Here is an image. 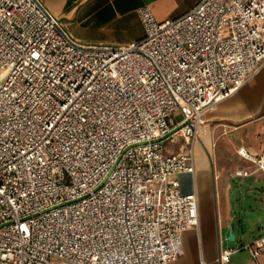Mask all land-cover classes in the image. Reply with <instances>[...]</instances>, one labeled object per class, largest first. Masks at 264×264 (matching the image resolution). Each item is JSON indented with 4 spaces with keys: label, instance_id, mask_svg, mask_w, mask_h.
<instances>
[{
    "label": "built area",
    "instance_id": "1",
    "mask_svg": "<svg viewBox=\"0 0 264 264\" xmlns=\"http://www.w3.org/2000/svg\"><path fill=\"white\" fill-rule=\"evenodd\" d=\"M137 13L140 38L86 44L42 0H0V264H177L199 221L178 174L205 111L264 65V0Z\"/></svg>",
    "mask_w": 264,
    "mask_h": 264
},
{
    "label": "crops",
    "instance_id": "2",
    "mask_svg": "<svg viewBox=\"0 0 264 264\" xmlns=\"http://www.w3.org/2000/svg\"><path fill=\"white\" fill-rule=\"evenodd\" d=\"M198 0H42L78 41L86 44H125L143 35L137 7L148 3L158 19L181 14ZM264 65L235 92L205 111L201 131L193 142V171L178 174L182 191L193 188L198 196L199 221L182 233V249L177 264H196L204 259L211 264H229L217 260L227 244L230 212L231 178L264 171L249 158L226 151L231 141L262 158L264 163ZM207 143L202 146L199 143ZM183 141V140H182ZM184 142L181 144L183 146ZM180 147V148H181ZM178 148V150L180 149ZM246 171L237 174L236 168ZM252 210L258 204L250 205ZM264 208V207H263ZM258 212V211H257ZM233 230V229H232ZM234 233V232H233ZM264 234L258 231L249 239ZM235 238V234H234ZM248 241V242H249ZM264 264V246L258 257ZM234 264H255L245 257Z\"/></svg>",
    "mask_w": 264,
    "mask_h": 264
},
{
    "label": "rangeland",
    "instance_id": "3",
    "mask_svg": "<svg viewBox=\"0 0 264 264\" xmlns=\"http://www.w3.org/2000/svg\"><path fill=\"white\" fill-rule=\"evenodd\" d=\"M264 133V132H263ZM183 143L182 138L177 140L168 139L164 143V152L177 151ZM199 143L202 146L205 142L199 139ZM233 151L236 156H242V152L254 153L240 142L231 141L230 145L226 148V151ZM246 158V157H245ZM251 160V159H250ZM253 161L258 167L259 163ZM263 168V167H261ZM240 173H246L242 168H236ZM231 203L230 212L233 218L229 224L232 226V231L235 234V238L226 239L229 246H239L246 244L253 234L264 231V171L260 170L250 175L233 176L231 178ZM258 204L259 208L252 210L250 205ZM229 228V227H228ZM245 257L251 258V255L247 248H239L237 251L231 253L229 264L242 261Z\"/></svg>",
    "mask_w": 264,
    "mask_h": 264
},
{
    "label": "water",
    "instance_id": "4",
    "mask_svg": "<svg viewBox=\"0 0 264 264\" xmlns=\"http://www.w3.org/2000/svg\"><path fill=\"white\" fill-rule=\"evenodd\" d=\"M227 238L228 239H233L234 238V233L232 231V226H229Z\"/></svg>",
    "mask_w": 264,
    "mask_h": 264
},
{
    "label": "bare ground",
    "instance_id": "5",
    "mask_svg": "<svg viewBox=\"0 0 264 264\" xmlns=\"http://www.w3.org/2000/svg\"><path fill=\"white\" fill-rule=\"evenodd\" d=\"M243 151V150H242Z\"/></svg>",
    "mask_w": 264,
    "mask_h": 264
}]
</instances>
